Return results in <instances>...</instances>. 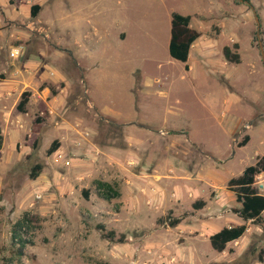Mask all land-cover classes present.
Returning <instances> with one entry per match:
<instances>
[{
    "label": "rangeland",
    "instance_id": "obj_1",
    "mask_svg": "<svg viewBox=\"0 0 264 264\" xmlns=\"http://www.w3.org/2000/svg\"><path fill=\"white\" fill-rule=\"evenodd\" d=\"M35 1L31 18L30 0H0V82L46 71L51 102L0 150V264H264V214L223 252L208 240L242 223L227 182L264 155V0ZM173 12L205 17L199 30L237 43L242 60L225 67L219 52L210 71L192 57L186 74L165 46ZM75 40L78 53L59 59Z\"/></svg>",
    "mask_w": 264,
    "mask_h": 264
},
{
    "label": "trees",
    "instance_id": "obj_2",
    "mask_svg": "<svg viewBox=\"0 0 264 264\" xmlns=\"http://www.w3.org/2000/svg\"><path fill=\"white\" fill-rule=\"evenodd\" d=\"M41 6L37 3L32 4L29 7V15L31 18H35L40 11ZM170 39L168 43V54L171 59L185 63L188 60L190 47L193 42L199 38L200 33L190 27L191 16L181 15L178 13H171L170 17ZM238 44H233L232 47L225 46L222 48V56L224 60L228 63L238 64L240 62L239 54L237 53ZM188 68L186 67L185 70ZM29 93L23 92L21 95L20 102L18 103L16 109L20 113L25 112V106L27 104ZM249 141L248 137H245L241 141L238 147H243ZM3 146V136L0 133V150ZM58 147V141L54 140L47 149V155H51L56 151ZM41 171V165H35L30 174V179L34 180L38 178ZM261 172H264V155L257 159L254 165L246 167L242 173L231 178L227 182V190L232 192L236 203L240 205L239 208L233 210V213L241 219L242 223L234 226L223 227L218 232L211 234L208 238L209 244L212 250L220 253L223 252L226 246L239 240L247 230V222H260L262 220V215L264 214V196L259 193L255 185V177ZM98 190L102 188L107 189L106 194H101L102 198H111V194L108 192L110 186L96 182ZM83 196L86 199L88 197L87 192H83ZM193 208L197 209V205L193 204ZM179 219H174L168 223V227L173 228L179 222ZM264 222V219L262 220ZM102 237L107 240H112L113 233L109 235L102 234ZM258 263H264V252H260L257 256Z\"/></svg>",
    "mask_w": 264,
    "mask_h": 264
},
{
    "label": "crops",
    "instance_id": "obj_3",
    "mask_svg": "<svg viewBox=\"0 0 264 264\" xmlns=\"http://www.w3.org/2000/svg\"><path fill=\"white\" fill-rule=\"evenodd\" d=\"M8 1V0H5ZM33 0H30V5L29 7L36 3V1L34 0V3L32 2ZM67 0H65V8L68 6L66 4ZM29 9V8H28ZM201 16L198 13L195 14H190L189 16H191V21H190V27L192 29L197 30L200 33V36L198 39H196L193 44L190 47V52H189V56H188V60L185 63H182L184 66V69L187 67L188 69L185 70L186 74L188 72L191 71V65H190V60L193 57V60L196 61V63H199L201 66L206 67L207 70L213 71V67H212V58H216L220 56L219 52H221V56H222V48L225 46H228L227 44L224 45H220V46H215V44L210 41V40H216L220 37V35L218 36H212V33L210 32V27L208 26V30L205 32H201L199 30V24L201 21L204 20L205 17L203 18H198L197 16ZM203 16V15H202ZM170 17H171V13H170ZM207 18V17H206ZM171 19V18H170ZM169 19V22H170ZM63 20V19H62ZM218 27H220L217 24ZM201 27V26H200ZM207 28V27H205ZM117 37L119 39V41H124L126 39V33H124L123 31H118L117 32ZM169 39H170V28H169V35L167 38V42L165 44V46L167 47V51H168V43H169ZM238 41V40H237ZM63 46L61 47V49L59 50V59H63V58H67L68 54H73L76 55L78 53V48H79V43L77 40H75V42L70 46H68L67 42H62ZM237 44V43H236ZM230 47V46H229ZM215 48L217 49L215 51ZM69 49H72L73 51H70ZM86 47L83 50V53H79V57L76 56L75 59L77 62V64H79L81 67L84 66V62L86 61L87 57L84 55V53H87L90 49H88ZM238 53H239V57L242 60V55H241V46H238ZM61 52V53H60ZM21 55V53H20ZM223 58V56L220 58V60ZM224 59V58H223ZM15 60V59H13ZM219 60V58H218ZM1 65H5L4 63H2V61L0 60ZM223 65L225 67H227L226 61H223ZM7 68L9 70V68L12 66L11 63H7L6 64ZM4 68V70H6ZM68 67L66 65V69L62 67L61 69V73L59 75V78H61V80L64 81L65 83V88L63 89V91H67L69 90V86L71 85V78L69 76V72H68ZM28 75L25 76L24 74H22L19 71L15 72V75H12L9 79V81H4V82H0V133L3 136V141L4 138L7 136H15L16 139L14 140V142L12 143L15 144L17 143V141L25 134L28 133V131H22V129H19L18 126L20 128H22V125L25 123L26 125L29 123L28 121L30 120L31 115H33L36 110H37V105H39L40 103H43L47 108H50V101H48V88L43 87L40 88V84L42 81L47 80L48 78V74L46 71H39L36 70L35 72H29L27 71ZM186 75H183V77ZM26 81H34V84L31 86V88L28 91H24L22 87V84L26 85ZM88 91V90H87ZM23 92H28L29 96H28V100H27V104L25 106V112L24 113H20L17 111L16 107L18 105V103L20 102L21 99V95ZM77 96V94H76ZM90 105H92L90 103ZM26 115V116H24ZM26 117V118H25ZM25 121V122H24ZM22 123V125H21ZM25 125V126H26ZM140 125H144V124H140ZM28 127V125H27ZM136 130L139 131V129H144V128H140L139 126H135ZM128 132L126 129V133L130 134L132 133ZM250 141V139H249ZM247 145V144H246ZM260 157H257V159ZM256 182H255V187L257 188V190L259 191L260 194H262L264 196V172H261L259 175L256 176Z\"/></svg>",
    "mask_w": 264,
    "mask_h": 264
},
{
    "label": "built area",
    "instance_id": "obj_4",
    "mask_svg": "<svg viewBox=\"0 0 264 264\" xmlns=\"http://www.w3.org/2000/svg\"><path fill=\"white\" fill-rule=\"evenodd\" d=\"M20 53H21V49L19 47H13L9 51V57L11 59H17L20 56ZM37 198L39 199V196H37Z\"/></svg>",
    "mask_w": 264,
    "mask_h": 264
},
{
    "label": "water",
    "instance_id": "obj_5",
    "mask_svg": "<svg viewBox=\"0 0 264 264\" xmlns=\"http://www.w3.org/2000/svg\"><path fill=\"white\" fill-rule=\"evenodd\" d=\"M244 3H246L247 5L250 6V4H249L248 2L244 1ZM250 8H251V10H252V12H253V14H254V17H255V22H256V27H257V37H258V33H259V29H260L259 20H258V18H257V16H256L255 11H254V9L252 8V6H250ZM259 45H260V49H261V53H262V45H261V42H260V41H259Z\"/></svg>",
    "mask_w": 264,
    "mask_h": 264
}]
</instances>
